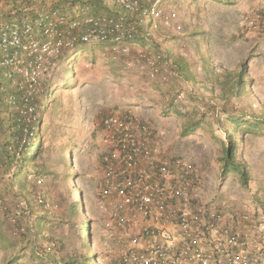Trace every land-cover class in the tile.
Masks as SVG:
<instances>
[{
  "label": "rangeland",
  "instance_id": "obj_1",
  "mask_svg": "<svg viewBox=\"0 0 264 264\" xmlns=\"http://www.w3.org/2000/svg\"><path fill=\"white\" fill-rule=\"evenodd\" d=\"M56 1L45 0L44 5L50 8ZM4 6L1 2L0 9ZM253 6H264V0H230V3L162 0L163 15L159 19L164 23L159 29L151 30L155 39L147 48L152 52L169 53L180 68L178 75V67L165 64L158 76L149 78L132 54L116 55L97 43L86 47L85 54L74 66L80 84L72 90L61 89L63 105L57 109L55 118L47 116L49 133L44 154L51 174L46 175L42 183L37 177L30 178L26 191L16 183L0 191L5 203L0 207V214H5L8 203L16 204L27 198L35 211L46 215L44 225L36 230L29 231L25 224H20L21 235H15V224L5 219L3 233L15 245L9 246L7 242L8 247L0 245V264H7L13 256L21 259L10 264H38L39 257L35 253L44 255L45 247L50 246L56 258L88 252V256H93L91 264H117L116 246L103 235L106 212L99 196L105 176L103 158L111 150L102 133V120L108 114L128 116L149 125L154 135V152L159 158L187 157L205 170L209 174L207 196L214 203H245L253 208L263 205L264 134L247 135L240 129L236 135L239 158L247 164L250 174L248 184H242L234 173L222 181L219 161L224 148L220 138L226 140L223 133L234 128L223 113L249 118L264 116V36L246 29L242 20V15ZM76 8L69 15L76 14ZM166 18H169L168 24H165ZM178 26L183 28L182 33L175 31ZM192 32L201 34L192 37ZM130 45L133 49L142 48L138 43ZM247 60L243 93L225 97L223 82L227 77L233 82V74ZM64 65L56 62L49 68V74L55 71L57 85L64 84L59 78L74 76L70 68L64 76ZM171 67L175 68L173 74L171 71L165 75L166 68L170 71ZM189 74L192 80H188ZM44 77L45 73L38 78V88ZM159 82L161 84H157ZM179 91L183 97L177 96ZM185 109L187 113H183ZM202 118L201 128L192 134H183L188 123ZM63 146L71 147V155L65 163L59 161L58 154ZM68 154L66 152V156ZM67 174L71 178L68 179ZM76 188L81 192H76ZM80 193L82 206L78 211H71L73 203L81 201ZM39 196L45 199L42 205L36 203ZM84 222L85 225L91 222L90 239L86 233H80ZM32 243L38 248L35 252ZM88 244L90 250L86 248ZM43 260L52 264L48 257Z\"/></svg>",
  "mask_w": 264,
  "mask_h": 264
},
{
  "label": "built area",
  "instance_id": "obj_2",
  "mask_svg": "<svg viewBox=\"0 0 264 264\" xmlns=\"http://www.w3.org/2000/svg\"><path fill=\"white\" fill-rule=\"evenodd\" d=\"M114 1L138 20L56 10L35 22H0V65L19 71L20 85L31 93L54 59L79 43H97L116 55L132 54L149 78L158 76L163 54L133 49L129 40L144 23L157 28L162 0L149 7L140 0ZM242 20L264 36V6L246 11ZM102 133L111 145L99 192L103 235L116 246L117 264H264V202L258 208L214 203L207 196L209 174L187 157L159 158L150 126L131 117L108 114Z\"/></svg>",
  "mask_w": 264,
  "mask_h": 264
},
{
  "label": "trees",
  "instance_id": "obj_3",
  "mask_svg": "<svg viewBox=\"0 0 264 264\" xmlns=\"http://www.w3.org/2000/svg\"><path fill=\"white\" fill-rule=\"evenodd\" d=\"M5 4L0 9V22H7L9 24H22L25 22H35L40 19L41 16L47 15L52 11L59 10L62 13L69 16L72 13L74 7L78 10L77 13L81 15H92V16H106L109 18H118L120 16L126 17L129 21H137L139 15H130L123 7L115 3L114 0H57L52 4L50 8L45 7V0H0ZM155 0L144 1L140 0L143 7H149ZM194 2L201 0H191ZM225 3H230V0H220ZM0 2V5H1ZM256 6L251 7L247 11L253 9ZM71 10V12H70ZM76 13V12H75ZM73 15V14H72ZM75 15V14H74ZM157 28L159 29L163 23L161 19H158ZM184 31V30H183ZM150 24L144 23V25L138 27V32L129 40L130 43L140 44L142 48H146L151 45V41L155 39L151 35ZM201 34L200 32H192L190 36L195 37ZM96 44V43H95ZM153 44V43H152ZM89 44L79 43L71 51H66L58 58L54 59V65L57 63H64L62 68L64 76L67 74V69H72L74 76L61 77L59 81L64 84L57 85V78L55 79V71L53 70L49 74V70L45 72V77L39 82L41 87H37V83L34 85L37 90L29 93L25 86H21L20 83L24 80L21 73L14 68L4 67L0 65V191L9 189V186H13V183L19 185L24 191L28 190V182L30 178L37 177L39 183L45 181L44 177L51 174L49 170L48 162L45 158L44 143L49 133V123L47 116L52 118L57 116V109L63 105L61 89L72 90L80 82L77 80L75 75L74 66L78 59L85 54L86 47ZM105 45L109 47V45ZM104 46V47H105ZM163 54V65L171 60V64L178 67L176 70L177 75L180 73L179 66L175 63L169 53L157 50ZM93 60L92 62H94ZM165 62V63H164ZM58 65V64H57ZM169 67L170 64L167 63ZM248 66V60L242 62L240 70L233 74V82L230 81L229 77L225 79L222 85L224 89L225 97L229 95L240 96L243 93V77ZM174 67L171 70H166L165 75L168 72L174 71ZM179 71V72H178ZM176 75V76H177ZM169 77V76H168ZM170 78V77H169ZM175 78V76H174ZM188 80H192L193 76L189 74ZM171 79V78H170ZM172 80V79H171ZM230 81V82H229ZM164 81H161L163 83ZM189 82V81H188ZM160 82L157 84H161ZM232 86V87H231ZM235 88V89H234ZM234 90V91H233ZM232 92L228 93L227 92ZM182 92H178L177 96L181 95ZM184 95V94H182ZM33 105H35L33 107ZM173 105V103H172ZM185 108V106H183ZM174 108L175 111L179 112V108ZM182 111V110H181ZM182 113V112H179ZM187 113V110L183 111ZM227 118L230 120V124L234 127L231 131L223 133L225 139L220 138V141L224 144L222 149L223 154L219 156V161L222 163L221 179L226 181L231 173L237 174L240 177L242 184L246 185L249 183V170L247 164L239 158L237 133L240 129L243 130L247 135H263L264 134V116L255 117H244L235 115L232 112H224ZM193 116V115H192ZM203 122L202 119H198L195 122H190L185 126L183 130L184 135L192 134L193 131L201 128ZM238 122V123H237ZM236 129V133L235 130ZM225 142L227 145L225 146ZM71 147L63 146L59 149V161L65 163L66 159L71 155ZM66 152H69V156H66ZM68 175V174H67ZM66 177L71 178L70 175ZM6 181L7 184H4ZM77 192H81L79 189H75ZM10 192V191H9ZM12 193V192H11ZM16 194V193H13ZM18 194V193H17ZM81 194V193H80ZM20 194L17 195L19 197ZM16 197V198H17ZM26 197V196H25ZM81 201H75L71 206V211H78L82 206V194L80 195ZM15 201V200H14ZM36 203L42 205L45 203L43 196L37 198ZM4 200L0 197V207H4ZM5 214H0V245L1 246H14L15 243L8 240L3 233V223L5 219H9L15 224V235H21L20 224H25L29 231L31 229H37L39 226L44 225L46 215L42 211H35L32 208V204L27 198H22L16 202L12 201L5 206ZM29 211V214L26 212ZM28 214V220L25 221L26 214ZM25 218V219H24ZM63 221V220H61ZM91 222H84L83 229L80 231L87 234L88 238H91ZM24 231V229H22ZM35 237L39 238V235L35 233ZM33 244V243H32ZM32 251H37V247L32 245ZM55 246V245H54ZM86 246V245H85ZM4 247V248H5ZM50 248V249H49ZM45 247L43 254L38 255V264H46L43 258H49L52 264H91L93 256H88L85 252L78 254H71L66 258H56L51 253L52 248ZM87 250H90L89 244ZM58 253V252H57ZM21 258L13 256V258L7 263H15Z\"/></svg>",
  "mask_w": 264,
  "mask_h": 264
},
{
  "label": "crops",
  "instance_id": "obj_4",
  "mask_svg": "<svg viewBox=\"0 0 264 264\" xmlns=\"http://www.w3.org/2000/svg\"><path fill=\"white\" fill-rule=\"evenodd\" d=\"M187 82H188V81H187ZM198 167L200 168V170H202L201 167H200L199 165H198ZM202 171H203V170H202ZM204 171H205V170H204Z\"/></svg>",
  "mask_w": 264,
  "mask_h": 264
}]
</instances>
